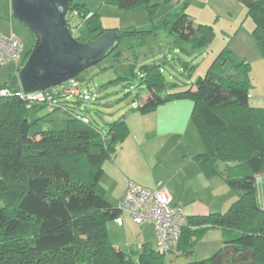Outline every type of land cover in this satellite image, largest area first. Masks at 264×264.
I'll use <instances>...</instances> for the list:
<instances>
[{
	"label": "trees",
	"instance_id": "trees-1",
	"mask_svg": "<svg viewBox=\"0 0 264 264\" xmlns=\"http://www.w3.org/2000/svg\"><path fill=\"white\" fill-rule=\"evenodd\" d=\"M73 1L67 14L69 27L72 31L76 23L85 24L92 40L107 32H116L121 41L150 33L106 31L98 13L91 14L86 5ZM240 1L254 22L253 37L264 59V0ZM189 2L176 12L171 34L176 43L204 49L215 31L210 25L196 24L187 13ZM109 3L124 9L144 4L151 12L157 6L152 0ZM170 23L166 21L167 26ZM31 52H24L16 73ZM218 58L196 89L170 99L194 100L193 120L206 145L205 153L195 159L208 176L219 175L217 160L228 164L231 173L223 177L238 199L226 213L187 217L176 251L191 254L205 232L220 229L223 248L194 264H264V108L250 104V64L228 47ZM159 76H153L148 85L151 96L138 107L143 115L168 100L158 93ZM5 87L9 82L0 89ZM19 88L11 89L14 95L0 97V264H164L167 255L151 244H144L141 252L126 253L109 236L108 222L122 212L105 197L101 164L117 141L127 136L125 122L112 124L110 135L102 138L72 115L66 130L45 131L35 139L29 113L45 105L23 100L16 95ZM239 167L243 173L249 171L240 178L230 177Z\"/></svg>",
	"mask_w": 264,
	"mask_h": 264
},
{
	"label": "rangeland",
	"instance_id": "rangeland-1",
	"mask_svg": "<svg viewBox=\"0 0 264 264\" xmlns=\"http://www.w3.org/2000/svg\"><path fill=\"white\" fill-rule=\"evenodd\" d=\"M158 1L161 5L154 6L152 12L144 4L124 9L109 0L73 1L86 5L91 14L98 13L106 31L150 33L124 39L114 52L78 76L82 90L91 93L93 101L79 102L69 98L64 102V109L54 112L47 106L32 109L29 113L30 134L38 139L45 131L66 130L73 114L86 117L90 124L85 125L107 138L111 125L122 120L128 134L117 141L114 150L101 164L104 170L101 186L110 204L119 207L120 195L130 182L151 190L167 191L172 197V205L183 208L187 217L200 211L226 213L238 199V194L223 177V174L231 173L226 168L228 164L217 160L215 168L219 175L205 174L195 159L197 154L206 151L192 116L195 102L188 98H170L178 92L196 89L197 82L219 60L227 43H231L232 38L226 40V33L231 35L241 29V36L244 33L250 36L254 22L240 0H193L190 15L198 23L213 22L217 34L209 47L197 50L189 44L176 43L171 27L177 10L168 17L174 5L170 6L168 0ZM167 19L171 21L169 26L166 25ZM0 33L17 36L24 44L25 53L35 45L30 28L12 15L11 0H0ZM72 34L83 43L94 37L86 25L80 23L72 26ZM227 47H231L230 44ZM243 51L253 53L247 46ZM237 53L236 57L242 59V52ZM16 69L15 63L0 67V87L10 81ZM158 74L161 82L158 93L168 100L156 111L143 115L138 107L151 96L148 85L153 82L154 75L158 78ZM249 76L252 103L264 108V74L256 64ZM58 87L61 85L51 89L54 91ZM243 170L237 168L230 177L240 178L249 171L243 173ZM123 218V229L114 220L108 222L110 239L123 252L135 253L139 243L144 241L155 247L157 235L153 226H139L127 214ZM130 244L132 246L128 248ZM223 245L222 231L211 229L197 241L191 254L176 251V248L164 264H194L207 260Z\"/></svg>",
	"mask_w": 264,
	"mask_h": 264
},
{
	"label": "water",
	"instance_id": "water-1",
	"mask_svg": "<svg viewBox=\"0 0 264 264\" xmlns=\"http://www.w3.org/2000/svg\"><path fill=\"white\" fill-rule=\"evenodd\" d=\"M72 0H11L12 15L27 25L35 45L24 67L11 77L9 87L24 92L44 91L75 79L100 63L121 43L116 32H107L87 43L76 39L67 14Z\"/></svg>",
	"mask_w": 264,
	"mask_h": 264
},
{
	"label": "built area",
	"instance_id": "built-area-1",
	"mask_svg": "<svg viewBox=\"0 0 264 264\" xmlns=\"http://www.w3.org/2000/svg\"><path fill=\"white\" fill-rule=\"evenodd\" d=\"M24 52V44L17 36L13 33L9 35L0 33V67L15 63L19 68ZM11 89L1 88L0 97L14 95ZM16 95L31 105H45L52 111L64 109V102L69 98H75L79 102L93 101V95L82 90L76 79L62 84L54 91L48 89L26 93L19 88ZM77 117L84 123H89L86 117ZM118 208L122 212V216L115 220L118 226L124 225L123 215L127 214L139 226H154L157 233L155 248L160 254L168 256L176 249L182 230L187 224V216L183 208L172 205V200L165 190H151L129 182L119 200Z\"/></svg>",
	"mask_w": 264,
	"mask_h": 264
},
{
	"label": "crops",
	"instance_id": "crops-1",
	"mask_svg": "<svg viewBox=\"0 0 264 264\" xmlns=\"http://www.w3.org/2000/svg\"><path fill=\"white\" fill-rule=\"evenodd\" d=\"M188 1H190L189 2V5L187 6L188 8H187V13L190 15L191 14V11H190V9H191V6H192V3L194 2L193 0H168L167 2H168V4L171 6L172 4L174 5V11L172 10V11H169V13H168V17H170L173 13H171V12H175V10H180L181 8H183L184 7V5L188 2ZM154 2V5H157V6H160L161 4H160V2L158 1V0H152V3ZM195 3V2H194ZM202 6H204V5H202ZM192 15V14H191ZM215 19V18H214ZM168 20V19H167ZM196 22V21H195ZM216 22V21H215ZM196 24H206V25H210V26H212L213 28H214V31H215V36H214V39L212 40V42H211V44L215 41V39H216V37H217V34H216V29H215V27H214V25H213V22L212 23H198V22H196ZM254 27H255V25H254ZM253 31H254V29H253ZM253 31H252V33L250 34V36H248V34H247V32H246V34L247 35H245V33L244 34H242V36H241V29H237V30H235V32L234 33H230L231 35H229V34H227L226 33V36H228V37H226V40L228 39V38H232V40H231V43H227V45L226 46H228L229 44H230V46L231 47H229L230 48V50L233 52V54L235 55V56H237V52L239 51V52H242V54L243 55H241L240 57L243 59V60H245L247 63H249L250 64V66H251V70H250V72L253 70V68H254V66L257 64L258 66H259V68H260V70H262V72H263V74H264V59H263V57H262V53H261V50H260V47H259V45H258V43H257V41L254 39V37H253ZM229 36H232V37H229ZM210 44V45H211ZM234 44H235V46H234ZM209 45V46H210ZM225 46V47H226ZM245 46H247V47H249V51H253V53H248V51H243L244 50V47ZM224 47V48H225ZM252 56H254L253 58H252ZM250 104L252 105V106H254V107H258V106H256V105H254L253 103H252V96L250 95ZM127 187V186H126ZM126 187H124V189H126ZM124 191V190H123ZM122 191V193H121V195L120 196H122V194L124 193ZM167 192V191H166ZM167 194H168V196L170 197V199H172V197H171V195L167 192ZM121 198V197H120ZM204 215H208L207 213H203V212H196V214L194 215V216H204ZM117 224V223H116ZM118 225V224H117ZM142 226V225H141ZM148 226H152V225H148ZM119 228H121V229H123L124 227H125V221H124V225L123 226H118ZM154 227V226H153ZM154 230H155V228H154ZM155 233H156V230H155ZM156 235H157V233H156ZM112 243L117 247V248H119V249H121L120 248V246L118 245V244H116V243H114L113 241H112ZM156 243H157V239H156V242H155V246H156ZM144 244H151V243H149L148 241H144V242H142V243H139V245H138V248H137V250L135 251V253H137V252H139V251H141V249H142V246L144 245ZM131 244L130 245H128V248L130 247L131 248ZM155 248V247H154ZM130 252H133L132 251V249H131V251ZM126 253H128V252H126Z\"/></svg>",
	"mask_w": 264,
	"mask_h": 264
}]
</instances>
